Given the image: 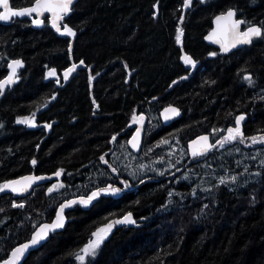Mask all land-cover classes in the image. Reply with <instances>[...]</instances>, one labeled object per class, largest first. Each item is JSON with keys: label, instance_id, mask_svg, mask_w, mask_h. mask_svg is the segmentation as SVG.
Returning a JSON list of instances; mask_svg holds the SVG:
<instances>
[{"label": "trees", "instance_id": "1", "mask_svg": "<svg viewBox=\"0 0 264 264\" xmlns=\"http://www.w3.org/2000/svg\"><path fill=\"white\" fill-rule=\"evenodd\" d=\"M183 2L77 0L63 23L76 32L70 51V38L58 36L47 17L41 29L28 16L0 21V79L11 59L23 61L14 86L0 95V186L30 172L63 171L25 197L0 191V261L64 199L113 182L118 193L67 207L66 228L23 264H82L76 257L93 233L128 213L136 223L116 224L83 264H264V0H192L185 14ZM32 3L11 0V7ZM231 7L263 34L219 54L204 36L213 17ZM185 55L195 66L184 63ZM72 59L87 67L64 82L61 72ZM49 69L57 77H48ZM169 103L182 116L163 125L160 109ZM145 112L154 125L134 154L127 139L133 117ZM24 117L35 126L20 123ZM237 127L243 135L226 142ZM197 135H210L221 150L192 160L189 141ZM177 145L184 154L177 150L174 159L169 152ZM143 150L150 151L145 161L164 155L171 162L133 172L128 164ZM191 166L202 171L181 178Z\"/></svg>", "mask_w": 264, "mask_h": 264}, {"label": "snow or ice", "instance_id": "2", "mask_svg": "<svg viewBox=\"0 0 264 264\" xmlns=\"http://www.w3.org/2000/svg\"><path fill=\"white\" fill-rule=\"evenodd\" d=\"M72 3H73V0H33L32 6L23 8L22 10L13 11L9 7V0H0V5H3V8L5 9L4 12H0V21H7L11 18V16H23L26 14L29 16H31L33 14H37L38 16H42L45 12H48V13H51L53 27H55L57 32H60L62 35H67L68 37H74L76 35V32L73 30V28L69 27L67 24H64L63 28L61 29V25L59 23V21H62L64 16H66L70 12V10H71L70 6L72 5ZM191 3H192V0H184L183 6L185 8H187L191 5ZM234 16H235V12L232 10H229L226 13V15H221V16H218L216 18L217 22H219L221 20L228 21L227 31L234 38L232 46H235V44L238 42L251 43V40L253 37H260L262 35L261 27H257V26H250L243 33H239L238 29H239L240 25L244 23V21L232 19ZM42 22L43 21L40 19L35 20L36 24H40ZM182 36H183V30L178 29L177 30V36H176L177 42L181 41ZM238 36H242L243 39L242 40L236 39V37H238ZM70 50L71 49L69 48V51ZM225 51H227V48H225ZM213 55H215V53H213ZM183 60H184L185 64L195 66V61L190 56L185 55L183 57ZM21 63H22L21 61H13L12 62V64L16 65V66H20ZM80 65H84L83 60L79 61V65H77L75 63L72 64V66L64 72V79L67 80L69 75L73 71H75V69ZM9 67H12V65H9ZM14 75H15V68H13V75L12 76H9L4 81H0V89H3V87L6 84L13 82V76ZM48 76L49 77L56 76V70L51 69L48 72ZM245 79L248 80L249 83L252 82L251 76H246ZM165 113H171L173 115H178V110L175 108H167V109H165ZM165 118L167 119L169 117L166 116ZM143 119H144L143 116L133 117V122L135 123L138 121H142ZM243 119H244V117L240 116L239 118H237L236 123L239 124L240 121ZM19 122L25 123V124H30L31 126H35V122L31 119H24V120H21ZM47 127H51V125H47ZM228 133H229V135L227 137H225L226 142L236 140L238 137H241L243 135V133L241 132V130L238 127L235 129H229ZM138 137H139V132H137V135L133 137V144H132L133 147H137ZM113 139H115V138H113ZM252 139H253V142H256L255 137H253ZM200 140L207 142L208 138L207 137H201ZM212 147H214V145H210L207 143L205 144V150L212 148ZM101 159H103V157H101ZM32 163L35 164L36 161L33 160ZM105 163H107V161H105ZM55 175L60 176L61 172L58 171L55 173ZM24 179L31 181V180L43 179V177H26ZM232 179L234 180L235 177H233ZM220 182L222 184L225 183V181L223 179ZM19 184H20V181H12L10 183H7V184L0 186V191H4L5 189L10 188L11 191L17 192V191H24L28 187V185H24L23 187H20V188L16 187V185H19ZM54 187L55 186H53V188ZM49 191H52V189H49ZM119 191H120V189L112 188L111 186H109L107 188H102V189H99L98 191L92 192L91 195L88 196L87 199H81L79 201V203L87 206L93 199L97 198L101 194H106L109 192L118 193ZM75 203H77V201H69L66 204H62L60 206L59 212L56 215L55 221L51 224L44 225L38 232H36L35 235L31 238L30 244H23L20 247L16 248L12 252V260L6 261L5 264H16V261L19 260L20 257H22L24 255L25 251L30 247V245H36L41 240H43L47 237L49 230H55L58 228H62L64 226V216H63L64 209L67 207H70L72 204H75ZM16 206L22 207L23 205H16ZM123 223L135 224L136 221L132 219L131 213H128L127 215H125L123 217V219L113 221L112 223L107 224L105 228H101L97 232H94L93 236L95 237V239L92 240L86 247H84L81 250L82 254L77 255L76 258L79 259L83 264L86 257L95 256L96 250L100 247L103 240L105 239L107 234L111 231L114 224H123Z\"/></svg>", "mask_w": 264, "mask_h": 264}, {"label": "water", "instance_id": "3", "mask_svg": "<svg viewBox=\"0 0 264 264\" xmlns=\"http://www.w3.org/2000/svg\"><path fill=\"white\" fill-rule=\"evenodd\" d=\"M77 2V0H73V3L72 5L70 6V9L72 10L74 4ZM32 4L30 5H27V6H24V7H20V8H12L11 7V0H9V7L13 10V11H18V10H22L23 8H26V7H30L32 6ZM0 7L2 8V12L5 11V9L3 8V5H0ZM188 8H185L184 9V14L186 13ZM71 10L70 12L64 16L63 20L62 21H59L60 25H61V29L63 28V23H64V20L65 18L71 13ZM229 10H232L235 12V16L232 18L234 20H242L244 21L243 24L240 25L239 29H238V32L239 33H243L244 31L247 30L248 27L250 26H257V27H261V30H262V34H263V27L259 24V23H251L247 26H245V20L243 17H238V14H237V11L235 8L231 7V8H228L227 10L223 11V12H219L218 14H216L214 17H213V21H212V27L208 30V32L205 34L204 36V40L207 44L209 45H212L213 47L217 48L218 49V52L219 54H229L231 52H233L234 50L236 49H239L245 45H249L253 42L254 39L256 38H260V37H253L252 40H251V43H242V42H238L235 44V46H232V43H233V36L227 31V25H228V21L226 20H221L219 22H217V17L218 16H221V15H226V13L229 11ZM23 16H28V17H31V21H32V26L35 27V28H38V29H41L42 27H44L45 25V18L47 17L48 18V25L56 32V34L60 37H66V38H70V46L69 48L72 50L73 49V46H74V42H75V36L74 37H68L67 35H62L60 32H57L55 27H53V23H52V16H51V13H48V12H45L42 16H38L37 14H33L31 16L29 15H23ZM13 17H16V16H11V18L7 21H10ZM36 19H40L42 20L43 22L40 23V24H36L35 23V20ZM7 21H4V22H7ZM236 39L238 40H242L243 37L242 36H238L236 37ZM225 48H227V51H225ZM13 61H21V65L20 66H16V65H13L12 62ZM77 64L79 65V61H74L73 59L71 60V63L64 69L62 70L61 72V75H62V78L64 80V82H67L69 81L71 78H73L76 73L81 70L82 68H86L87 67V64L84 62V65H80L78 66L75 71H73L67 80L64 79V72L70 68L72 66V64ZM22 64H23V61L21 58H15V59H11L9 64H8V71L7 73L0 79V81H4L6 80L9 76H12L13 75V68H15V75L13 76V82L9 83V84H6L3 89H0V95H3L6 90L9 88V87H12L14 86V84L16 83V80H17V76H18V73H19V70L20 68L22 67ZM9 65H12V67H9ZM167 108H175L178 110V115H173L171 113H165V109ZM140 116H143L144 119L142 121H138V122H135L133 123L131 126L134 127V131L132 132V134L129 136V138L127 139V143H128V147L129 149L134 153V154H139L141 153L142 149H143V144H144V138H145V133H146V129H147V125H148V115L146 113H141ZM139 116V117H140ZM166 116H168L169 118H165ZM182 116V110L181 108L176 105V104H173V103H169V104H166L165 106H163L161 109H160V119L162 121V123L164 125H169L171 124L172 122H174L175 120L179 119L180 117ZM240 116H243L244 119H245V115L244 114H241L239 115ZM238 117V118H239ZM243 120L240 121V123H242ZM137 132H139V137H138V142H137V147H133L132 144H133V137L137 135ZM201 137H205V135H197L193 138L190 139L189 141V148H190V151L192 152L194 148L198 147L200 152H203V153H206L209 151V149L205 150V144H210L209 141L207 140V142L205 141H202L200 140ZM60 171L61 172V175L60 176H56L55 173ZM58 171H55V172H52V173H40V174H37V173H34V172H30V173H26V174H23L21 176H18V177H15V178H11L7 181H5L2 185L4 184H7V183H10L12 181H20V184L19 185H16V187L20 188V187H23L24 185H28V187L26 188V190L24 191H17V192H13L11 191V189H5L4 191L2 192H7V193H10L12 194L14 197L16 198H21V197H25L27 196L28 194H30L33 189L38 186V185H41V184H45V183H48V182H51L53 180H56V179H59L62 177L63 175V171L61 170H58ZM26 177H43V179H38V180H25L24 178ZM88 196H76V197H71V198H68V199H64L58 206H57V209H56V212H55V215L54 217L51 219V220H45V221H42L40 222L36 227L35 229L33 230V232L31 233L30 237L20 243H18L17 245H15L9 252V255L3 259L2 261H0V264H5L6 261H10L12 260V252L20 247L21 245L23 244H30L31 242V238L35 235L36 232H38L44 225L46 224H51L55 221V218H56V215L57 213L59 212V209H60V206L62 204H66L68 203L69 201H77V203H79V201L81 199H87ZM94 200V199H93ZM92 200V201H93ZM91 201V202H92ZM90 202V203H91ZM66 209V208H65ZM65 209H64V212H63V216H64V226L62 228H58V229H55V230H49L48 231V235L45 239L41 240L38 244L36 245H30V247L25 251L24 255L22 257H20L19 260L16 261V264H23L24 261L27 259V257L30 255V253L38 248H40L41 246H43L44 244H46L50 237H51V233L53 232H60L62 230H64L68 224V216L65 212ZM113 221H115V219H112L110 220L107 224L109 223H112ZM116 224H114V226L112 227L111 230H113L115 228Z\"/></svg>", "mask_w": 264, "mask_h": 264}, {"label": "rangeland", "instance_id": "4", "mask_svg": "<svg viewBox=\"0 0 264 264\" xmlns=\"http://www.w3.org/2000/svg\"><path fill=\"white\" fill-rule=\"evenodd\" d=\"M51 69H49L47 71V76H48V72L50 71ZM49 77V76H48ZM57 77V73H56V76H54V78ZM51 78V77H50ZM146 113V112H145ZM148 115V125H147V128L148 127H151L154 125V119L151 118V116L147 113ZM24 119H29L28 117H24V118H21V120H24ZM147 130V129H146ZM206 137H208L207 135H205ZM178 150V153L179 154H184V149L182 148V146L180 147L179 145H177V147H174V149L172 151L169 152V155L171 156V158H174L173 156H176L175 152ZM236 149H233L231 151L228 152V154H232L235 152ZM131 151V150H130ZM199 151V148L196 147L194 148V152H198ZM132 152V151H131ZM133 153V152H132ZM150 155V151L148 150H143V155L140 159H136V158H132L129 162V167L134 170L133 172H136V171H150V172H156L157 168L160 167L161 165V168H166L168 167V164L171 162L170 159H165L163 158L164 155L162 156H156V158L153 160V161H145L144 159L145 158H148ZM259 155V154H258ZM253 156H255L253 154ZM134 157V156H133ZM245 157H248V154L245 153ZM180 159V157H177ZM175 159V158H174ZM203 165H207V163H204ZM202 166V165H201ZM200 166V167H201ZM137 167V169L135 170V168ZM202 170H200V168L198 167H195V166H191L187 169L186 173H184L181 178H186V177H189L191 176L189 173L190 172H193V173H196V172H200ZM205 175L211 173V172H203ZM226 174H228L229 176L232 175V172L230 170L226 171ZM13 205L15 207H18L16 205H23L22 207L20 208H24L25 207V202H14ZM105 228V227H104ZM95 237L93 236L92 240H94ZM91 240V241H92ZM90 241V242H91ZM89 242V243H90Z\"/></svg>", "mask_w": 264, "mask_h": 264}, {"label": "flooded vegetation", "instance_id": "5", "mask_svg": "<svg viewBox=\"0 0 264 264\" xmlns=\"http://www.w3.org/2000/svg\"><path fill=\"white\" fill-rule=\"evenodd\" d=\"M161 120V119H160ZM162 122V121H161ZM163 124V123H162ZM239 124H241V123H239ZM164 125V124H163ZM208 137V141H209V143H210V145H214V147H212V148H209V151L208 152H206V153H203V152H200V150L198 151V152H194V149H193V151L191 152L193 155H194V157H193V159L192 160H194V159H196V158H198L199 157V155L200 154H203L204 156H206V155H208L207 157H203V159L204 160H206V159H210V158H213L214 157V155H216V153H217V151H219V150H221V148L218 146V144L213 140V138L210 136V135H207ZM206 137V136H205ZM180 164H184V159H183V161H180ZM184 166V168L186 167L185 165H183ZM182 166V167H183ZM183 172H184V170H183ZM113 181H114V179H113ZM113 182H111V183H109L108 185L109 186H111V184H112ZM108 187V186H107Z\"/></svg>", "mask_w": 264, "mask_h": 264}]
</instances>
